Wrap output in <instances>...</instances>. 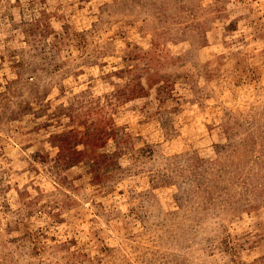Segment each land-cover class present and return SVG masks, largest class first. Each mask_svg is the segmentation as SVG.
<instances>
[{"label": "rangeland", "instance_id": "obj_1", "mask_svg": "<svg viewBox=\"0 0 264 264\" xmlns=\"http://www.w3.org/2000/svg\"><path fill=\"white\" fill-rule=\"evenodd\" d=\"M0 264H264V0H0Z\"/></svg>", "mask_w": 264, "mask_h": 264}]
</instances>
